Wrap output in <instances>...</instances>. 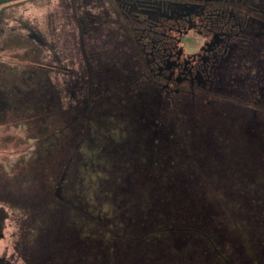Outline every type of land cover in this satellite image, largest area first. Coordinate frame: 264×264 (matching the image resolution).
<instances>
[{"label":"flooded vegetation","instance_id":"flooded-vegetation-1","mask_svg":"<svg viewBox=\"0 0 264 264\" xmlns=\"http://www.w3.org/2000/svg\"><path fill=\"white\" fill-rule=\"evenodd\" d=\"M10 2L0 4V34L13 33L4 44L32 58L21 55L26 60L12 71L0 66V119L4 128H21L22 138H11L24 141V156L34 159L24 160L16 178L0 165V181L16 189L12 196L0 188V242L8 211L24 217L10 259L1 256L0 264H92L93 257L105 264L114 249L121 256L113 264H153L150 249L168 239L153 242L146 233L152 225L164 226L180 249L201 241L175 223L170 200L180 202L193 180L203 197V179H211L187 177L190 158L237 174L242 166L238 182L250 181L248 167L262 161L264 0H83L80 19L71 0L67 25L55 19L47 27L50 41L21 20L28 33L16 34L3 20ZM98 5L100 27L90 9ZM74 23L84 66L62 71L57 85L51 74L75 59ZM96 31L105 46L97 52L86 44Z\"/></svg>","mask_w":264,"mask_h":264},{"label":"trees","instance_id":"trees-1","mask_svg":"<svg viewBox=\"0 0 264 264\" xmlns=\"http://www.w3.org/2000/svg\"><path fill=\"white\" fill-rule=\"evenodd\" d=\"M233 153L237 159H243L245 155L239 151ZM258 153L262 161L248 167L250 181L240 182L242 166L236 169L240 172L237 174L231 173L227 164L197 166L194 157L189 159L185 166L187 177L195 179L203 175L211 180L203 179V197L197 196L196 192H200L201 188L193 180L186 194L181 196L182 200L176 203L171 199L169 207L176 224L187 225L184 231H189L188 235L194 232L199 236V251H193V246L189 247L188 244L186 249L176 248L171 242V234L162 229L164 226L161 228L162 225H158L160 228H157L152 225L146 233L150 234L153 242L168 239L165 246L156 245L150 249V254L156 256L153 264H264V153ZM202 155L204 160L214 159V153L205 151ZM100 173L103 180L110 179L106 172L104 175ZM138 175L135 173L134 177ZM141 207L144 211L143 203ZM190 226L193 230L189 229ZM120 256L117 249L111 250L105 264H113V259L117 261ZM92 264H96L94 257Z\"/></svg>","mask_w":264,"mask_h":264},{"label":"rangeland","instance_id":"rangeland-1","mask_svg":"<svg viewBox=\"0 0 264 264\" xmlns=\"http://www.w3.org/2000/svg\"><path fill=\"white\" fill-rule=\"evenodd\" d=\"M83 0H74V4L75 7L78 8L75 9V14L76 16H78L77 19H80L81 17L84 16L83 14V10L88 9L83 7L82 4ZM71 0H12V2H10L8 5L9 10L6 11L4 13V18L3 20L6 21L7 25H11V26H15L16 27V34H27L29 29H26L25 26L30 25L35 32H37L38 30H44L42 33V35L46 36L47 40L50 41V32L48 30L47 32V27L50 26V22L53 23V21L56 19L58 20L59 23H64L65 25H67V18L63 17V15H65V13H67V15L71 18ZM79 4V5H78ZM78 5V7H77ZM1 7V6H0ZM91 11L94 12L95 15L98 16L97 13L100 14L99 16V21L94 22L95 24H99L103 21V15H102V11L100 5L98 6H92L90 7ZM90 11V10H89ZM97 12V13H96ZM55 16V17H54ZM109 16H113L112 13H109ZM20 20L22 21V23L25 25H23ZM103 24V23H102ZM101 24V25H102ZM106 24H112L110 20H107ZM59 25V24H58ZM29 26V27H30ZM100 27V24H99ZM97 29V27H95V29L93 31H95ZM74 43L72 41V46L73 49L75 51V59L74 62H65L62 61L60 62V64H58V68L56 70H58V74H51V78L53 80V82L57 85H61V83L63 82L62 80L65 79L64 74L62 73V71L66 72V71H70V70H66L67 68H70L71 66L74 68H77L78 71L80 72V70L83 68L84 64L81 61L82 57H81V53L79 50V41H78V35L77 34V26L74 23ZM18 31H22V32H18ZM49 33V34H48ZM13 33H9V32H4L2 33V35L0 34V66L2 67L3 65H6V63L8 64L6 66L7 69H10V71L13 70V64L19 63V62H23L26 59H22L21 55H23V47L18 44H13V43H9L7 45L4 44L5 42L10 40V36H12ZM63 35L62 33V29L59 31V37H61ZM77 36V37H76ZM103 35L101 34L100 31H96L94 34H91V39H87L88 42L87 47H95V51H99L101 50V48H105L104 44L102 43V37ZM88 36H85V39ZM44 38V37H43ZM62 39V38H61ZM63 40V39H62ZM61 42V41H60ZM64 42H66V40L64 39ZM107 43H110V41H107ZM12 44V45H11ZM90 44V45H89ZM24 58H32L31 54L28 53L26 56L23 55ZM78 58L80 59L81 62H78ZM8 81H5V84H7ZM8 119H5V121H7ZM19 121V120H17ZM21 121L24 120H20L18 123H21ZM4 122L3 119H0V165L3 168L1 171L4 173L5 176L7 177H12L14 176L16 178V176H19V173L22 172L21 168L23 167V165H25L24 160L27 159H34V157L32 156V158H27L25 155V151L23 152L22 149V144L25 143L23 141V143L18 144V140H16L14 142V140L12 138H14V135L16 137L18 134H21V138L22 135L24 134V132L22 130H20L19 128H17V126L12 125L9 127L4 128V126L2 125V123ZM60 127L61 124H59ZM60 129V128H59ZM32 132H36L35 128L32 129ZM12 137V138H11ZM47 138L46 142H50L55 138V136L53 135V133L51 134V132L45 137ZM44 140V139H43ZM28 142V141H26ZM16 143V144H15ZM45 143V142H44ZM17 145V146H16ZM28 146V145H27ZM26 146V147H27ZM13 149V150H12ZM15 149V150H14ZM27 151V150H26ZM55 167L57 165L53 164ZM0 188L1 190H4L5 192L10 193L12 196H16V189H7V187L5 186L3 181H0ZM32 194H34V192H32ZM40 198V195H37V193L35 192V196L32 198L35 200V202H38V197ZM44 201V200H42ZM5 208H7L6 206H4ZM8 209V208H7ZM8 213L11 215L9 218L6 219L5 223H4V230L3 233L5 235V237L2 239V241L0 242V257H4L5 259H10L12 254V244L14 241L18 240L19 238V233H18V225H17V220H21L24 219L23 217V211L21 210V213L19 211V209H11L8 211ZM24 234V233H23ZM30 231H28L27 233V237H30ZM18 237V238H17ZM10 245V246H9ZM186 244H184V246H186ZM201 242L197 241L194 242L193 244V248L194 251H199ZM5 246H7V248H5ZM183 246V247H184ZM182 244L181 243H177L176 248H181ZM42 253L43 254V249ZM193 263H195L193 261ZM12 264H22V261L18 258H14L13 263Z\"/></svg>","mask_w":264,"mask_h":264},{"label":"water","instance_id":"water-1","mask_svg":"<svg viewBox=\"0 0 264 264\" xmlns=\"http://www.w3.org/2000/svg\"><path fill=\"white\" fill-rule=\"evenodd\" d=\"M8 1H11V0H0V4L6 3Z\"/></svg>","mask_w":264,"mask_h":264}]
</instances>
